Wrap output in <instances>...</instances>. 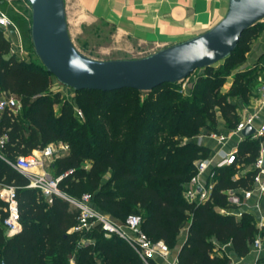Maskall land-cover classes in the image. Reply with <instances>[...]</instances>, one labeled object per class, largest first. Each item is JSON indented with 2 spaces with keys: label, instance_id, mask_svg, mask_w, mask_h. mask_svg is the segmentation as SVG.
Wrapping results in <instances>:
<instances>
[{
  "label": "trees",
  "instance_id": "obj_1",
  "mask_svg": "<svg viewBox=\"0 0 264 264\" xmlns=\"http://www.w3.org/2000/svg\"><path fill=\"white\" fill-rule=\"evenodd\" d=\"M262 27L256 22L245 30L220 69L204 68L205 75L195 80L203 85L199 103L191 98L168 101L177 98L171 87L174 82L155 87L143 99L136 95L141 91L133 88L76 90L83 97L81 103L91 106L85 109L83 121L75 119L66 102L53 117L52 107L60 94L48 92L51 74L43 65L11 53L0 29V88L18 98L27 119L12 110L0 115V137L4 136L0 153L14 160L53 141L66 143L68 150L50 163L54 177L63 174L58 188L72 196L89 189L93 205L118 221L131 213L139 215L141 230L153 241L162 240L169 250L187 221L178 264H227L229 259L218 253L216 242L230 243L239 256L246 255L258 233L253 215L242 212L236 218L220 213L219 208L230 207L222 190L250 186L253 170L236 178L231 172L238 170L236 163L254 162L259 140L242 141L235 163L217 170L211 198L194 203L183 197V184L194 173V162L207 157L209 149L177 138H191L202 127L216 130L219 116L229 127L236 125L232 100L252 93L257 71H235L228 91L216 90L227 73L244 62V53ZM123 91L132 96L119 98ZM154 118L161 122H153ZM86 160L88 167L83 165ZM0 183L15 187L21 222V230L11 237L0 227V264H70L71 256L73 264H143L115 234L107 236L98 228L73 231L78 212L58 196L48 203L38 189L28 186L27 174L2 159ZM260 262L264 264V259Z\"/></svg>",
  "mask_w": 264,
  "mask_h": 264
},
{
  "label": "water",
  "instance_id": "obj_2",
  "mask_svg": "<svg viewBox=\"0 0 264 264\" xmlns=\"http://www.w3.org/2000/svg\"><path fill=\"white\" fill-rule=\"evenodd\" d=\"M34 54L47 72L72 90L150 91L224 60L243 32L264 19V0H228L224 16L206 31L139 58L96 59L79 51L67 26L65 0H27ZM248 123L240 131L250 136Z\"/></svg>",
  "mask_w": 264,
  "mask_h": 264
},
{
  "label": "built area",
  "instance_id": "obj_3",
  "mask_svg": "<svg viewBox=\"0 0 264 264\" xmlns=\"http://www.w3.org/2000/svg\"><path fill=\"white\" fill-rule=\"evenodd\" d=\"M9 26H13V22L4 12L0 11V29H5ZM260 77L258 99L261 103H264V67H262ZM19 105V100L15 95L0 88V115L5 110L14 111V108ZM251 120V117L240 120L233 127L232 132H240L246 124L251 123ZM207 137L217 143H222L225 141L227 135L217 130H210L207 132ZM251 138L259 140V150L257 157L251 164L253 174L250 186L222 190L226 202L230 207H223L221 211L224 214H233L236 217H240L242 212L231 213L227 210L249 206L248 203L251 199L256 197V201L249 206V208L258 211L255 221L258 233L253 239L251 247L257 252H261L264 250V235H262V231H264V214L260 211L259 201L264 197V122L254 129ZM3 140L4 136L0 137V146ZM60 149L67 150L68 145L61 142ZM55 151L56 149L53 147V144L48 143L42 149L38 150L39 155L31 152L27 155L17 156L14 160H9L0 153V159L27 174L29 177L28 186L38 189L48 203L52 201L53 196H58L66 200L69 206L78 212L77 222L73 226V231L83 232L98 228L107 236L115 234L133 249L143 264H157L155 257H166L169 254V248L162 240L153 241L141 230L139 215L131 213L124 221H118L109 214L96 208L92 203V195L90 193L83 192L79 196H72L60 190L58 188V182L63 177V174L56 177L48 176L45 171L31 174L33 167H39L41 165L40 157L51 156ZM237 151L236 148L230 151L219 149L216 152L215 159L208 156L197 159L194 162V173L183 184L182 195L185 200L194 203H202L209 200L214 189L217 170L223 166L235 163ZM60 154L62 153L58 155ZM0 227L4 229L8 237L17 234L21 230L20 212L15 196V187L1 183ZM69 263H74L73 256L69 258ZM227 264L236 263L230 261Z\"/></svg>",
  "mask_w": 264,
  "mask_h": 264
},
{
  "label": "crops",
  "instance_id": "obj_4",
  "mask_svg": "<svg viewBox=\"0 0 264 264\" xmlns=\"http://www.w3.org/2000/svg\"><path fill=\"white\" fill-rule=\"evenodd\" d=\"M78 7L87 14V16L97 19L102 18L116 25L119 31L131 33L141 40L153 41L156 43L174 44L198 35L215 23H217L226 13L228 0H75ZM15 26H9L3 31L4 36L10 43V51L16 57L21 55V46L17 41V33ZM247 61L236 69L243 71L255 69V65L260 59H264V27L259 31L257 37L253 40L249 51L247 52ZM22 56V55H21ZM17 57L19 59H25ZM26 60V59H25ZM28 61V60H27ZM264 65V63L261 64ZM261 74V73H260ZM260 74L257 76L255 88L252 93L248 94L247 98L241 97L232 100L236 103V114L238 122L242 119L251 117V125L257 128L264 122V103L258 99V86L261 81ZM231 82V81H230ZM230 82L227 83L223 91L230 87ZM237 124V123H236ZM233 127H229L223 117L219 116L216 123V130L227 135L222 143H217L207 137V132L210 131L204 128L199 134L193 137V141L208 147V157L216 158V152L219 149L230 151L234 148L238 150L240 143L250 136H243L240 132H232ZM66 152V151H65ZM64 152V153H65ZM62 153V154H64ZM89 166V162L83 164ZM238 167L234 178L244 175L245 172L252 170L251 165H243L236 163ZM50 176L49 174H47ZM203 179V176H202ZM256 197L248 203H254ZM249 206L242 208H231L227 211L231 213L249 212L253 215L256 221L258 211ZM219 208V212L222 213ZM259 208L264 214V197L259 201ZM236 217V216H235ZM239 218V217H236ZM189 223L186 222L181 226L177 243L175 247L169 250L166 257H155L157 264H178L177 255L181 245L186 239ZM220 249L218 253L226 255L230 261L236 264H261V252H257L251 246L246 255L239 256L230 243L221 244L216 242Z\"/></svg>",
  "mask_w": 264,
  "mask_h": 264
},
{
  "label": "rangeland",
  "instance_id": "obj_5",
  "mask_svg": "<svg viewBox=\"0 0 264 264\" xmlns=\"http://www.w3.org/2000/svg\"><path fill=\"white\" fill-rule=\"evenodd\" d=\"M65 10L68 31L73 44L79 51L89 57L96 59L139 58L157 51L160 48L169 46V44L164 45L161 42L156 43L153 41L141 40L131 33L119 31L116 25L102 18H91L78 7L75 0H65ZM0 11L4 12L13 22V27H16L14 29L17 33V41L21 46L20 51L22 53L21 55L24 56L23 58L26 60H32L35 63L42 65L39 58L34 54L33 51V45L30 37L31 9L27 0H0ZM258 25L264 26V19L259 20ZM252 43L253 40L251 41L250 46ZM249 49L244 53L245 60L243 64L247 61V52ZM21 55H18L17 57H22ZM222 63L223 61H219L213 64L212 70L220 69ZM262 63H264V59H260L257 65H255L257 75L260 74L262 67H264V65L261 67ZM239 66L231 69L227 73L223 84L217 88L216 92L218 91L226 93L228 91L229 88L226 91H223V89L228 82L231 81L230 85L232 84L234 73ZM203 75H205V69L199 68L194 70L183 80L174 82L171 87L176 91L177 98H169L168 101L173 103L178 101L177 99L191 98V100L199 103L198 94L200 93L203 85L202 83L196 84L195 80L198 76ZM48 92L51 95L56 92L60 94L59 100L52 107L53 117H56L60 114V106L62 103L66 102L71 106V112L75 119L79 121L84 120L85 109L90 108L91 106L83 105L81 103L83 99L81 95L75 93V91L71 88L59 83L52 75H50V85L48 87ZM136 95L140 97V99H143L148 96V91H141ZM130 96H132L130 92L123 91L118 97L123 98ZM164 101L166 100L164 99ZM103 109L104 108H101L100 111H103ZM14 113H18L24 121H27L23 115L20 105L14 108ZM152 121L155 123L161 122V120L156 118H154ZM65 123H67V120H65ZM203 130V127L200 128L197 134ZM196 135H193L191 138L180 136L177 139L180 142L193 141V137ZM60 143L61 141L50 142V144H53V147L56 149V151L51 156L40 157L41 165L38 168H35V170H32L31 174L45 171L51 177L55 176L52 169H50V163L59 153H64L68 150L60 149ZM32 153L39 155L37 149L33 150ZM87 162L88 161L86 160L83 164H86ZM236 173L237 171L231 172V176H234ZM84 192L91 193L89 189L84 190ZM186 222H184L182 226H184ZM261 259H264V251H262Z\"/></svg>",
  "mask_w": 264,
  "mask_h": 264
},
{
  "label": "bare ground",
  "instance_id": "obj_6",
  "mask_svg": "<svg viewBox=\"0 0 264 264\" xmlns=\"http://www.w3.org/2000/svg\"><path fill=\"white\" fill-rule=\"evenodd\" d=\"M35 168H38V166H36V167H33V168H32V170H35Z\"/></svg>",
  "mask_w": 264,
  "mask_h": 264
}]
</instances>
